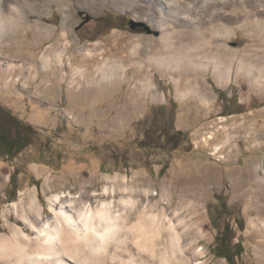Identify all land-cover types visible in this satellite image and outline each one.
I'll return each mask as SVG.
<instances>
[{"label": "rangeland", "instance_id": "rangeland-1", "mask_svg": "<svg viewBox=\"0 0 264 264\" xmlns=\"http://www.w3.org/2000/svg\"><path fill=\"white\" fill-rule=\"evenodd\" d=\"M23 1L20 16L30 25L17 24L0 45V105L35 132L13 160L0 157V234L10 233L13 224L34 234L16 210L34 189L44 218H51L48 197L53 193L70 191L90 201L94 193L109 198L102 192L113 187L116 201L120 188L127 185L138 203L160 202L167 216L177 213L180 264H230L213 249L215 235L227 221L233 226L234 241L243 247L235 264H264V71L257 80L244 69L237 70L241 58L260 61L252 62L254 69L264 63V32L251 26L255 40L241 26L243 8L251 13L254 25L264 21V0H178L180 6L191 7L194 22L208 27L213 35L210 45L226 48L222 64L230 66V74L223 83L214 76L210 45L202 52L209 53L207 64L193 71H164L147 60L142 50L145 38L159 36L160 30L141 17L148 9L158 10L156 0H68L64 23L57 1ZM170 11L168 18L181 26L194 23L180 19L177 9ZM108 14L111 22L104 25L101 20ZM130 19L144 22L148 29H131ZM41 24L50 26V39L37 32L36 25ZM57 41L64 42L63 61L43 66L40 55ZM135 41L140 44L138 69L130 65L110 80L97 77L90 85L89 78L71 81L75 69L92 70L97 57L127 62ZM187 87V95L180 96ZM216 89L226 92L223 100ZM172 102L170 119L181 131L174 149L160 123L151 121L153 110L160 104L168 109ZM15 169L16 189L9 192ZM234 169L244 173L235 182L228 175ZM143 189H148V198ZM220 200L229 211L219 212L211 222L210 212L214 206L220 208ZM132 217L129 227L136 221ZM240 220L243 230L238 228ZM126 231L119 237H127L124 243L131 246Z\"/></svg>", "mask_w": 264, "mask_h": 264}, {"label": "bare ground", "instance_id": "bare-ground-1", "mask_svg": "<svg viewBox=\"0 0 264 264\" xmlns=\"http://www.w3.org/2000/svg\"><path fill=\"white\" fill-rule=\"evenodd\" d=\"M53 1H57L58 6L63 10L64 23L68 19L66 9L69 2L68 0ZM202 1L200 0V2ZM156 2L160 6L158 10L150 11L148 9L141 17L160 30V35L157 37L147 36L145 41L144 38H140V41L147 44L144 49L141 48L147 53V60L163 67L164 71L168 69L170 71L172 68L177 70L188 68L193 71L207 64L204 61L209 53L207 55L202 52L205 47H209L213 36L208 27L205 28L204 25L194 22L191 7L180 6L178 0H156ZM23 3V0H0V45L3 46L8 40L7 38L14 33L17 24L30 25L20 16V7ZM169 8H171L170 12L177 9V12L182 16L180 19L184 18L194 23L189 22L188 25L183 24L184 27H182V23L168 18ZM261 21L254 25L251 13L248 9L243 8L241 26L247 30L248 34H246L249 37L257 40L256 35L249 33L251 26L252 28L257 26L264 32V21ZM37 26H39L37 32L40 36L45 37L44 39H50L53 36L50 34V26L42 24ZM172 39L176 40H174L175 43ZM200 42L202 43L201 47ZM56 43L58 41L48 45L40 55L39 59L43 66L52 61L54 63L63 61L65 56L64 42ZM54 44L57 46L52 47ZM139 47V41H135L132 50L128 53L127 62L123 58L122 60L108 56L97 57V62L92 70L89 68L75 69L71 81H75V78L83 80L89 78L91 80H86L89 84L97 77L99 80H110L117 75L118 70L130 65L138 69L141 63V59L136 55L139 52ZM123 54V56H127L125 52ZM210 54V62L214 66V76L218 82L223 83L230 74V66L222 64V61H226V48L221 44L210 45ZM98 60L100 65L97 64ZM243 60L245 58L239 59L237 70L244 69L243 72L248 77L252 76L259 80L264 71V63L254 69V64H260V61L254 59L252 60L253 64ZM188 84L190 85V82ZM189 85L187 86L189 87ZM188 87L179 91L180 96L187 95L186 93L190 91ZM260 137L261 135L257 134V138ZM227 138L228 135H226ZM228 175H231L230 178L235 182L236 178L242 177L244 173L234 169ZM122 180L125 181L126 177L123 176ZM47 185L49 186V182H46L45 186ZM120 189L122 193L116 201L113 198L115 195L113 187L105 188L102 192L109 198H99V194L94 193L93 200L90 198V201L89 198L87 200L81 199L80 194L72 195L70 191L53 193L48 197L49 209L53 214L51 218H44L43 206L34 189L28 194L27 200L21 201L18 209H16L34 234L27 233L20 225H11L9 227L10 233L0 234V260L5 264H180V252H182L180 251L181 220L177 213L174 212L169 217L165 206L160 202L158 204L144 201L138 203L132 195V188L124 185ZM148 192V189L141 190L146 198H148ZM131 217L136 218V221L131 223L129 227L127 224L131 222ZM250 223L252 225L253 220ZM253 226L255 227V225ZM125 229L127 231L124 235H130L131 246L124 243L127 237L122 235L119 237ZM124 252L127 253L126 256L123 254Z\"/></svg>", "mask_w": 264, "mask_h": 264}, {"label": "trees", "instance_id": "trees-1", "mask_svg": "<svg viewBox=\"0 0 264 264\" xmlns=\"http://www.w3.org/2000/svg\"><path fill=\"white\" fill-rule=\"evenodd\" d=\"M219 95H222L221 99L225 95V91L216 89ZM223 100V99H222ZM174 103H171V106L167 111L172 116V109L174 108ZM158 108H165L164 104H160ZM225 105H222V112H224ZM153 119V117H152ZM151 121H155L154 119ZM156 122V121H155ZM152 123L153 125L155 124ZM157 123V122H156ZM161 129L164 130L163 135L166 141L172 145L174 149L179 144L181 139L180 130H176L173 127V120L170 119L169 123L165 126H161ZM35 132V129L28 123L21 122L20 119L16 118L8 109L0 105V157L6 158L8 161L13 160V158L21 152L24 148L29 145V137ZM174 137L177 138L176 143L174 144ZM157 139V138H156ZM163 172V168L159 170V173ZM16 169L12 172L10 177V188L9 192L16 189L15 176ZM220 199V195L217 196ZM220 208L216 206L213 207V212H210L211 222H214L215 219L219 218V212L225 213L229 211V208L226 205L225 201L220 200ZM218 223L216 222V227ZM238 228L243 230V221L240 220L238 223ZM234 231L233 226L229 221L225 222L218 230L215 235V245H214V254L219 257L225 258L230 264H235V257L240 256L243 251V247L240 241H234Z\"/></svg>", "mask_w": 264, "mask_h": 264}, {"label": "flooded vegetation", "instance_id": "flooded-vegetation-1", "mask_svg": "<svg viewBox=\"0 0 264 264\" xmlns=\"http://www.w3.org/2000/svg\"><path fill=\"white\" fill-rule=\"evenodd\" d=\"M109 15V14H108ZM112 16H105L102 18L101 22L102 24H109L111 22ZM142 28L141 26H137L134 29H140ZM152 117L153 119L160 123L161 126H165L169 123L171 114L167 111V108H156L155 110L152 111Z\"/></svg>", "mask_w": 264, "mask_h": 264}, {"label": "water", "instance_id": "water-1", "mask_svg": "<svg viewBox=\"0 0 264 264\" xmlns=\"http://www.w3.org/2000/svg\"><path fill=\"white\" fill-rule=\"evenodd\" d=\"M87 19H88V17H87ZM129 26H130L131 29H134L137 26H141V27H143L145 29H148L147 25L144 22H142V21H134L132 19L129 20Z\"/></svg>", "mask_w": 264, "mask_h": 264}]
</instances>
